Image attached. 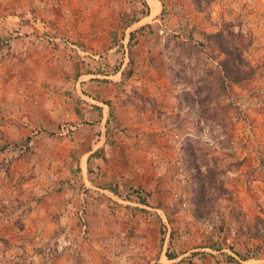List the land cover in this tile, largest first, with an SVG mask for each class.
I'll use <instances>...</instances> for the list:
<instances>
[{"label": "rangeland", "instance_id": "rangeland-1", "mask_svg": "<svg viewBox=\"0 0 264 264\" xmlns=\"http://www.w3.org/2000/svg\"><path fill=\"white\" fill-rule=\"evenodd\" d=\"M147 3L145 15L142 0H0V264H207L197 254L217 240L223 204L244 217L246 191L264 211V0H214L205 10L194 0ZM226 22L252 41L245 57L255 74L227 83L208 110L183 104L190 87L174 83L172 69L208 71L202 86L217 93L219 58L203 32ZM121 67L104 122L99 107L95 119L74 121L81 71ZM190 144L228 189L202 217ZM227 223L237 228L232 241L222 236L227 246L255 238L241 256L264 254V215L253 229Z\"/></svg>", "mask_w": 264, "mask_h": 264}, {"label": "trees", "instance_id": "trees-1", "mask_svg": "<svg viewBox=\"0 0 264 264\" xmlns=\"http://www.w3.org/2000/svg\"><path fill=\"white\" fill-rule=\"evenodd\" d=\"M213 1L214 0H194L196 6L200 10L207 9ZM142 2L146 7L143 13L147 15L149 13V5L146 0H142ZM203 35L207 40L208 46L211 47L216 53V57L219 58L218 66H214V70L219 74L217 79L219 82V91L216 93L213 87H208L207 89L203 88L202 81L206 80L208 71L203 72L201 69L192 68L191 77H186L184 75L185 66L179 69L174 67L172 69L171 78L174 83L185 82L186 85L190 87V90L182 96L183 98L181 97L183 99H181L183 104H190L191 107H195V109L201 108L202 110H208L212 103H214L215 98L227 91V83L240 84L250 79L255 74V67L245 57V51L252 41L243 33L235 32L232 22H226L216 32H203ZM200 43L201 45L205 44L204 42H191L189 44L191 48H198ZM194 51L197 54L198 50ZM192 53L193 51L189 53V56H192ZM139 97L143 96L140 95ZM186 149L190 154L191 165L196 163L194 168L196 169L197 176H195V194L192 199L195 206V215L202 217L207 212L211 211L215 202L228 193V189L222 178V170L217 169L215 165H211L209 162L204 164L206 165V170L203 169L202 167L204 165L202 166L196 162L197 155L193 150V144L187 145ZM240 163L242 162H239L237 166ZM140 199H142V197Z\"/></svg>", "mask_w": 264, "mask_h": 264}, {"label": "crops", "instance_id": "crops-1", "mask_svg": "<svg viewBox=\"0 0 264 264\" xmlns=\"http://www.w3.org/2000/svg\"><path fill=\"white\" fill-rule=\"evenodd\" d=\"M148 1V0H147ZM162 9V8H161ZM91 55L95 56L97 55L96 52L93 51ZM100 55V54H99ZM124 70V67H121L120 69L114 70V72H87L86 70H82L80 76L78 79L74 82V86L78 87V91L76 92V100L73 98L71 99V104L73 102H79V105H83L85 103L89 107V111L83 112V110L79 109L81 106L77 104V111L75 113L73 112V120L77 121V119L82 120L81 117L86 115H89L90 118L95 119L98 116L99 109L102 111V122L108 117L110 113V106L106 105L104 103V100H109L114 97V87L120 86V79L122 78V71ZM137 84L141 83V80L136 81ZM139 87V86H137ZM93 107L99 109H93ZM98 111V112H97ZM108 112V114H106ZM71 115V116H72ZM80 124L77 126H72V128H77ZM103 138V137H101ZM104 140H100L99 143L95 146V148L90 149L88 152L84 153V155H81L80 157V165L83 168V166H88L93 158L94 153L97 151V149L103 144ZM91 156V158H90ZM237 178H231L228 182L227 185L231 187L233 184L237 183ZM259 194V193H258ZM261 198V197H260ZM223 203H228L230 199H222L221 200ZM256 197L252 194L249 195L248 192L242 191L239 196L238 204L242 206L243 213L242 216L240 217L239 214H235V212L232 211L231 209V201L229 204H223L227 208L226 212L222 211L223 206L218 209V216L220 217V225L218 228H216V239L217 240H212L210 241L207 246H203L200 249L203 250L204 252H200L197 254V256H209V258H205L207 264H237L239 263H244V264H252V263H261L264 262V254L261 256H248L247 258H243L242 256H247L243 254L246 248H248V243H253L256 241V239H253V242H248V243H243L241 241V237L237 238V241L233 244V246H227L223 239L222 236L228 235L227 230L225 229L228 225L227 222H231L230 224L237 225L239 231H243L244 229H253L255 226V222H258L260 220H263V215L264 211L259 207V204L256 203ZM220 210V211H219ZM225 218V219H224ZM260 219V220H257ZM225 225V226H224ZM243 227V228H242ZM250 231V230H249ZM246 234V233H245ZM241 235V233H240ZM247 235H250L247 233ZM247 235L242 236V238H246ZM167 242V237L166 241ZM251 245V244H250ZM257 245V244H256ZM260 249V248H258ZM257 249V250H258ZM198 249H192L189 250L185 253H182L181 255L178 256H173L169 258L168 256H165L167 261L169 262H176L181 259H187V255L191 253L190 251H194ZM210 251V254L208 253ZM235 255V256H234ZM242 255V256H241ZM236 256L240 257L241 260H238ZM227 257V261L226 258ZM191 259V258H190ZM202 263V262H201Z\"/></svg>", "mask_w": 264, "mask_h": 264}, {"label": "built area", "instance_id": "built-area-1", "mask_svg": "<svg viewBox=\"0 0 264 264\" xmlns=\"http://www.w3.org/2000/svg\"><path fill=\"white\" fill-rule=\"evenodd\" d=\"M250 135V134H249ZM250 136H252V135H250ZM226 230H227V232H228V234H229V241H232L235 237L234 236H236L237 235V228L235 227V226H233V225H230V226H228V227H226L225 228ZM235 256V255H234ZM236 258L238 259V260H241L240 259V257H238V256H236Z\"/></svg>", "mask_w": 264, "mask_h": 264}, {"label": "bare ground", "instance_id": "bare-ground-1", "mask_svg": "<svg viewBox=\"0 0 264 264\" xmlns=\"http://www.w3.org/2000/svg\"><path fill=\"white\" fill-rule=\"evenodd\" d=\"M153 4L155 5V2ZM155 8H156L155 11H157L159 9V6L157 5V3L155 5Z\"/></svg>", "mask_w": 264, "mask_h": 264}]
</instances>
